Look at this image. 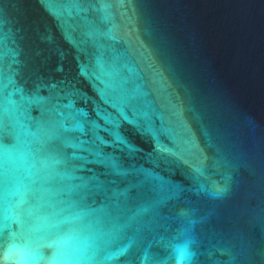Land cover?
<instances>
[{"label":"water","instance_id":"water-1","mask_svg":"<svg viewBox=\"0 0 264 264\" xmlns=\"http://www.w3.org/2000/svg\"><path fill=\"white\" fill-rule=\"evenodd\" d=\"M0 264H264V0H0Z\"/></svg>","mask_w":264,"mask_h":264}]
</instances>
